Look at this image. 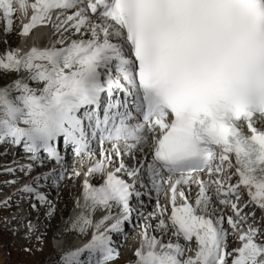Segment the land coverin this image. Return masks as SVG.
Listing matches in <instances>:
<instances>
[{"label":"snow or ice","instance_id":"6c2138e0","mask_svg":"<svg viewBox=\"0 0 264 264\" xmlns=\"http://www.w3.org/2000/svg\"><path fill=\"white\" fill-rule=\"evenodd\" d=\"M17 10L31 12L21 36L40 25L62 36L61 47L0 56V73L26 74L0 86V145L22 147L37 166L60 165L35 175L33 164L6 168L30 177L18 198L32 201L33 210L51 204L42 189L65 179L61 138L81 160L93 157L97 142L100 158L86 175L106 172L98 186L84 181L80 212L64 230L83 237L91 229V238L64 247L55 264H113L120 255L113 234L131 220V199L165 185L170 215L157 199L134 264H264V131L253 124L264 117V0H0L8 34ZM64 32L79 38L63 46ZM150 146L151 156H137ZM233 155L235 184L222 175ZM129 156L131 165L123 159ZM205 172L206 180L199 175ZM55 211L53 205L48 215ZM98 212L105 214L96 219ZM25 226L31 240L38 226Z\"/></svg>","mask_w":264,"mask_h":264},{"label":"rangeland","instance_id":"374dc122","mask_svg":"<svg viewBox=\"0 0 264 264\" xmlns=\"http://www.w3.org/2000/svg\"><path fill=\"white\" fill-rule=\"evenodd\" d=\"M2 24L3 23L0 20V25H2ZM3 28H4V26H3ZM5 33H6L5 32V29H2V27H1L0 28V56H2L7 51L17 50V49H9V48H7L6 50H4V48L6 46L8 47V44H6L7 41H8V39H7V36H6ZM29 42H30V44L31 43H34L35 42L34 38L32 37V38L28 39V41H26V43H24V45H21V48H22V46H26L27 47V50H28ZM23 52H26V51H23ZM12 74L11 73H0V81H1L0 82V86L6 85L8 83H11L13 80L17 79L16 76L13 77ZM4 80H5V82H2ZM0 157H5V155L3 154ZM61 190H63L64 192L67 191L66 188H60V191ZM58 194H59V190H57V191L54 192V195H56L57 197H58ZM59 196H60V197H58L59 199L62 198V194L59 195ZM50 198H52V197H50ZM62 201L68 202L67 199L66 200H62ZM63 203H62V208H63V205H64ZM64 207H65V205H64ZM59 208H60V206H59ZM62 208H61V210H62ZM66 209H64V210H66ZM6 215H7V212H4L2 214V216H6ZM56 217H58V216H56ZM56 217L51 218V221L53 222V220ZM66 219L67 218H64L62 220H58L59 224H61L62 227H63L64 224L61 223V221L64 222ZM37 223H38V221H37ZM33 225H35V224H33ZM36 225L39 226V224H36ZM54 226H56L54 228H57V225H54ZM18 227H19V225L16 227V229L17 230H20V227H19V229H18ZM37 230H39V228ZM51 230H52V228L49 231H51ZM26 232H27V230L26 231L23 230L20 233V235H24L25 234V236H26ZM10 236H11L10 237L11 240H14L15 242H17L18 245L16 244L15 247H14V245L11 244L9 246L8 250L6 248L5 249H0V264H43V262L46 259L48 260L51 257V256H49L53 252L52 246H51V244L49 242V239L51 238V236H50V238L47 241V245H46L45 251L44 252H41L42 249H40L39 252H41V253H38V254L34 251L33 246H31V245L25 246L24 243L23 244H20L22 242L20 240V237H15L14 235H10ZM4 241H7V236L5 234H3V235L0 234V245H2L4 243ZM57 241H59V240H57ZM9 242H11V241H9ZM26 247L29 248V249H31V251H27L26 252L24 250ZM48 247H50L51 250H48ZM6 251H11V256L10 257L8 256V254H7L8 252H6ZM123 260L124 259H122V260L119 259L118 261H116V264H122L123 263ZM51 263H48V264H51Z\"/></svg>","mask_w":264,"mask_h":264},{"label":"bare ground","instance_id":"6f19581e","mask_svg":"<svg viewBox=\"0 0 264 264\" xmlns=\"http://www.w3.org/2000/svg\"><path fill=\"white\" fill-rule=\"evenodd\" d=\"M30 2H31V0H30ZM30 14H31V12H29ZM26 20H27V18H25ZM41 30L42 29H40V30H38V31H36V33H32V34H30L28 37L29 38H32V37H34V40H35V42L34 43H36V38H35V34H37V32H41ZM59 34H61V33H59ZM68 34V33H67ZM26 37H22V39H25ZM32 41V40H31ZM34 43H31L30 44V42H29V45H28V50H27V47L26 46H22V48H21V50H22V52L23 51H26V52H23L24 54H26L32 47H34L35 45H34ZM13 77H14V75H12ZM9 78V77H8ZM12 80V79H11ZM7 81V80H6ZM1 82V81H0ZM2 82H5V80L4 81H2ZM10 151H8V153H9ZM8 153H4V155H5V157H1L2 159H4V161L6 160V159H8V160H10V157H6L7 156V154ZM0 156H1V154H0ZM16 158L17 157H15V159L12 161V165L11 166H9V167H12V168H17L18 166H20V164H21V162H18L17 160H16ZM5 173V171H0V175L2 174V173ZM3 173V174H4ZM36 173H39V169H37V171H36ZM5 176H7L6 178H5V181L7 182V181H12V180H16V175H18L17 173H15V175L14 176H11L9 173H6V174H4ZM231 175V174H230ZM204 179H208V177L206 176V178H204ZM233 179V178H232ZM97 180H99V179H97ZM17 181V180H16ZM64 183H66L65 181H64ZM236 183H238V181H236ZM8 184V186H9V188L11 189V191H14V190H16L17 188H19V187H21V184L17 181V183H15V184H11V183H7ZM102 184V183H101ZM68 187H69V185H67ZM49 188H52V186H49V187H47V189H49ZM51 191H53L54 192V190L53 189H51ZM244 191V190H243ZM198 192V188H195V191H194V193H193V195H194V197H195V199L197 198L196 197V193ZM210 194H212V195H214V189H210ZM58 193V192H57ZM62 194V198H60L61 199V201L62 200H68L69 199V197H70V195H69V193L68 192H64L63 190H61V193H60V195ZM60 197V196H59ZM247 200H241V203H245ZM64 204V203H63ZM59 206H60V209L62 208V202L59 204ZM37 208L39 209V211L41 212V208H44V206L43 207H41V206H37ZM67 208V206L65 205V207H64V205H63V208H62V210L63 211H65L64 209H66ZM44 210V209H43ZM48 209H46L45 210V214L44 215H41L40 217L42 218V220L44 221V222H46V224H47V222H49V228L50 227H52V226H54L55 224H56V222H58V221H56L55 219L56 218H58V217H56V216H58V214H56V212L52 215V216H49L48 215V213H49V210L47 211ZM43 212H41V214H42ZM68 215V214H67ZM53 217H56L54 220H53V222L51 221V218H53ZM39 221H40V219L38 220V223H39ZM41 224H39V226H40ZM19 226H21V224H19ZM54 227H56V226H54ZM21 228H23V230L24 231H26V230H28V228L26 227V226H23V227H20V229ZM18 229H19V227H18ZM63 239L65 238V236H63L62 237ZM61 242L62 241H56V244H61ZM117 244V246H118V248H119V253L122 255V256H125L126 254H127V252H128V248H126V247H124L123 246V244H121V243H116ZM123 246V247H122ZM131 256H132V253H131ZM121 260V259H120ZM51 264H55V262L53 261ZM123 264V263H122Z\"/></svg>","mask_w":264,"mask_h":264}]
</instances>
